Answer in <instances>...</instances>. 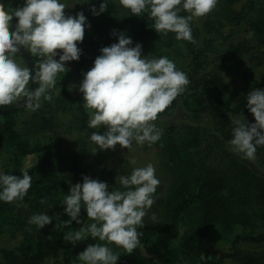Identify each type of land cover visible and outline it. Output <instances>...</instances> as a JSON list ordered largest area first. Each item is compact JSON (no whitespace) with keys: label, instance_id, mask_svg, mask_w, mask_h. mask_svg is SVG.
I'll use <instances>...</instances> for the list:
<instances>
[{"label":"clouds","instance_id":"9594fccd","mask_svg":"<svg viewBox=\"0 0 264 264\" xmlns=\"http://www.w3.org/2000/svg\"><path fill=\"white\" fill-rule=\"evenodd\" d=\"M86 0L85 3H87ZM218 0H119V5L134 16L147 12L154 21L156 33H174L176 40L195 43L191 22L210 14ZM107 0L99 10L90 8L99 16L108 8ZM67 5L60 0H25L23 7L7 9L0 3V108L17 104L36 111L41 98L52 100L50 90L56 86V77L65 72L66 63L78 61L87 25L83 12L65 15ZM181 12L187 15H181ZM15 18L17 23L12 26ZM113 35L117 33L114 31ZM125 34H118V42L100 49L90 70L83 73L79 85L83 106L89 116L88 127L105 128L103 134L93 131L90 141L99 150H130L133 142L152 146L161 139L162 129L153 123L158 114L183 94L190 81L183 71L167 57L142 56V45ZM20 49L38 57L34 72L22 67L15 57ZM58 57V59H57ZM38 85L34 90L30 84ZM246 107L255 123L244 118L232 121L230 150L244 159H255L258 146H264V89L250 90ZM135 164V160L131 161ZM152 164L133 168L130 175L116 177L120 187L109 190L105 182L83 177V183L70 187L61 204L69 219L63 224L71 226L79 219L81 210L91 221L86 227L69 231L64 240L75 245L91 237L104 242L89 245L77 259L81 264H117L119 255L109 245L131 254L140 245L143 219L154 204L153 194L160 181ZM32 185L29 171L20 176L0 172V201L12 203L22 200ZM123 189V190H121ZM47 202V197L40 200ZM48 214H34L29 225L39 229L52 223ZM58 227V225H57Z\"/></svg>","mask_w":264,"mask_h":264},{"label":"trees","instance_id":"16d2710c","mask_svg":"<svg viewBox=\"0 0 264 264\" xmlns=\"http://www.w3.org/2000/svg\"><path fill=\"white\" fill-rule=\"evenodd\" d=\"M96 2L99 7L104 0H96ZM107 2L108 8L113 5L112 0H107ZM237 2L238 0H218L219 12H213L222 16V19L224 18V21L229 24L247 28L245 39L229 47L228 51L232 59L222 61L216 70L201 74L202 70H205L206 52L203 49H196L200 33L194 21L190 26L196 42L190 43L176 40L174 33L167 35L156 33L153 27L154 21L148 18L147 12L138 17L132 15L129 10L128 16L123 17L106 12L93 16L90 9L77 10L72 14L76 16L77 13L83 12L87 25L90 27L86 26L84 39L78 44L81 49L80 59L66 63L65 67L71 66L79 73L83 70H90L96 59L90 56V53L97 52L99 56L100 49L118 42L120 33L133 41V47L137 43L142 45V56L149 58H153L152 55L159 50L156 45L158 40L166 38L165 45L167 46L182 42L192 50L193 54L188 75L190 83L183 94L178 96L164 112L158 114L156 121L161 116L173 115L181 104L191 113H207L208 100L213 95L220 108L216 114L218 130L229 142L232 139V121L235 117H245L249 124L255 122L246 107V99L236 104L226 99L225 91L228 87L221 71L240 68L243 65L244 56L256 50V46L252 43L253 40L257 41L258 46H264V10H258L257 3L252 1L238 11L235 9ZM181 15H187V13L181 12ZM212 17L210 15L209 19ZM216 23L208 20L206 27L211 30L216 27ZM114 31L117 35L109 37ZM104 36L108 38L105 39ZM19 53L23 56L20 51ZM29 55L31 56L30 53ZM31 57L36 64L39 58ZM31 70L33 71L32 68ZM61 84L65 97L71 103L79 105L81 129L89 135L93 131L103 134L104 132L99 129L88 127L89 116L83 106V99L73 97L65 81L56 84L55 88L50 90V94L54 95ZM256 87L255 89H264V77ZM34 88L35 84H32L31 89L34 90ZM14 106L17 105L1 109L7 110ZM19 111L0 115L3 119L1 133L13 146L17 159L39 157V160L29 169H22L18 166L8 173L20 176L23 171L27 170L32 176V185L22 200L12 203L0 201V235L5 233L7 227L15 221L16 203H33L41 196L57 195L63 198L69 193L71 187L68 179L60 173L51 146L44 143H33L22 136L18 129L17 113ZM55 122V112L49 110L47 105L43 106L39 116L40 127L44 130L53 129ZM157 143L161 154L168 160V168L174 178V185L167 197L159 200L166 209V217L149 222L143 228L138 229L143 233L140 237V245L131 254L119 248L123 257L117 264H177L181 257H185L188 264H226L228 260H233L237 264H264V249L246 251L242 248L243 243L257 247L264 246V232L257 233L254 230L256 222L264 219V176L234 157L229 158V165L225 170L209 169L200 172L199 164L193 153V150L200 148L203 143V130L199 127L189 126L185 137L180 140L177 126H169ZM255 154L264 157V146H258ZM51 205V201H48L46 205L40 204L42 210L50 209ZM190 213L197 214V219L194 221L195 229L183 235L184 219ZM68 219L64 210L60 222H53L32 250L18 252L3 249L1 251L3 264H48L63 252L71 250L74 245L66 242L64 235L69 231L85 227L89 220L84 209L81 210L79 217L81 224L77 225L73 221L71 226H65L63 222ZM159 235L171 239L183 237V241L179 247L167 249L158 257L147 255L143 250L144 246ZM212 235L220 240H230V251L214 248L211 243ZM66 264L81 263L76 261Z\"/></svg>","mask_w":264,"mask_h":264},{"label":"rangeland","instance_id":"374dc122","mask_svg":"<svg viewBox=\"0 0 264 264\" xmlns=\"http://www.w3.org/2000/svg\"><path fill=\"white\" fill-rule=\"evenodd\" d=\"M255 1L258 10H264V0H238L235 4L236 10H241L246 4ZM61 3L67 5L65 15H71L77 10H89L95 6L99 7L96 0H60ZM0 3L5 5L7 9H15L23 7L25 0H0ZM112 6L107 8L106 13H111L117 17L128 16V10L119 5V0H112ZM219 5L207 16L199 19H194V24L200 33V40L196 49H203L205 54V70L201 74L216 70L222 61L232 59L229 53L231 44H237L245 39V27L234 26L229 22L224 21L222 16H218L213 12H219ZM104 12V13H105ZM215 14V15H214ZM212 15V19L210 18ZM212 20L216 23V27L208 29L206 22ZM13 29L17 21L15 18L11 22ZM109 37H113L111 33ZM107 39V36H104ZM166 38L156 42L159 50L153 54V58L167 57L172 60L177 70L186 73L187 77L190 72L192 62V50L184 43L178 42L175 45H165ZM256 50L251 54L245 55L243 65L240 68L224 69L221 71L225 78L227 89L225 91L226 99L233 104H236L242 99H246L248 93L253 88H257V84L264 77V46H258L257 41H252ZM167 46V47H166ZM90 56L96 58L97 52H91ZM17 63L22 67L30 68V64L25 60L20 53L15 57ZM31 69V68H30ZM65 72L59 73L56 77V84L65 81L68 86V91L73 97H82L79 92V85L83 80V73L76 72L70 66ZM32 83L28 85L31 89ZM216 97L210 96L208 100V112L204 114H194L188 111L182 104L177 108L173 115L161 116L154 124L157 128L164 131L169 126H177L178 136L180 140L185 137L189 126L199 127L203 130V143L200 148L194 149V157L199 164V171L205 172L209 169L225 170L229 165V158L234 157L242 164L251 167L255 172L264 176V157L255 154V159H244L240 155L235 154L230 150L229 142L226 141L218 130L216 114L218 108ZM20 103H23L22 101ZM41 106L36 111L24 108L17 113L18 129L22 136L33 143H44L53 149L55 160L59 165L60 173L67 178L71 186L77 183H83V177L88 176L100 182H105L109 185V190L119 188L120 185L116 181V177L120 175H130L133 168L145 167L152 164L155 169L156 178L160 181L153 194L154 204L147 210V215L143 219L144 225L149 222L161 220L166 217V209L159 200L167 197L168 193L174 185V178L168 168L167 159L161 154L156 142L152 146L138 145L133 142L130 150L121 149L119 145L115 150H99L98 146L90 141V135L81 129L80 117L81 112L78 104L71 103L64 95L63 85L59 86L55 94L52 95L51 101H46L41 98ZM17 105V104H13ZM48 106L49 110L55 112L56 122L53 129L44 130L40 127L39 116L43 106ZM237 118V117H235ZM253 121L254 117L252 116ZM3 119L0 116V172L8 174L16 167L29 169L37 164L39 157H30L26 159H17L13 151V146L1 133ZM100 131H106L101 127ZM135 160V164L131 161ZM123 190V189H121ZM47 196H41L33 203L18 202L15 204V221L7 227L5 233L0 235V264H3L1 251L3 249H11L18 252H26L32 250L37 241L42 237L44 232L49 229L53 223H59L63 214L64 206L61 204L63 198L57 195L47 197V202L51 201L50 209L42 210L40 200ZM48 214L53 217L52 223L39 229L35 225H29L28 220L34 214ZM197 219L196 213H190L184 219L183 235L190 233L195 229L194 221ZM87 222L85 227L90 224ZM254 230L257 233L264 232V219L256 222ZM183 241V237L179 239H171L163 235L155 237L151 242L144 246L143 250L147 255L158 257L162 252L170 248L179 247ZM96 243H104L92 239L77 242L71 250L63 252L48 264H66L79 261L78 255L83 252L89 245ZM211 243L216 249L230 251V240H220L212 235ZM114 253L123 257V253L118 247L109 245ZM242 248L246 251H262L264 246H254L252 244L243 243ZM77 259V260H76ZM117 261V262H118ZM81 263V262H80ZM177 264H188L185 257L177 262ZM226 264H237L233 260H228Z\"/></svg>","mask_w":264,"mask_h":264},{"label":"water","instance_id":"95a60500","mask_svg":"<svg viewBox=\"0 0 264 264\" xmlns=\"http://www.w3.org/2000/svg\"><path fill=\"white\" fill-rule=\"evenodd\" d=\"M20 52L23 54V57L28 61V63L30 64L31 68L33 69V71L35 70V63L32 59V57L29 55V53L27 52V50L24 49H20ZM38 87V85H35V88ZM34 88V89H35ZM25 107L22 106V103H20V106H14L10 109H1L0 108V115H4V114H8V113H12V112H16L19 111L20 109H24Z\"/></svg>","mask_w":264,"mask_h":264},{"label":"crops","instance_id":"0c3cea01","mask_svg":"<svg viewBox=\"0 0 264 264\" xmlns=\"http://www.w3.org/2000/svg\"><path fill=\"white\" fill-rule=\"evenodd\" d=\"M26 60V59H25Z\"/></svg>","mask_w":264,"mask_h":264}]
</instances>
